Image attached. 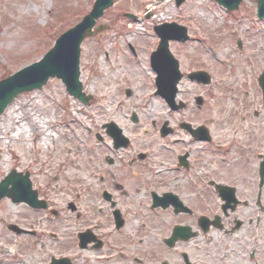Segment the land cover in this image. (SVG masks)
<instances>
[{
	"label": "flooded vegetation",
	"instance_id": "1",
	"mask_svg": "<svg viewBox=\"0 0 264 264\" xmlns=\"http://www.w3.org/2000/svg\"><path fill=\"white\" fill-rule=\"evenodd\" d=\"M128 105L89 118L30 177L40 203L11 207L25 231L13 242L39 244L40 264H264V130L255 140L234 109L215 121L204 108L159 109L148 121Z\"/></svg>",
	"mask_w": 264,
	"mask_h": 264
},
{
	"label": "rangeland",
	"instance_id": "2",
	"mask_svg": "<svg viewBox=\"0 0 264 264\" xmlns=\"http://www.w3.org/2000/svg\"><path fill=\"white\" fill-rule=\"evenodd\" d=\"M112 1L111 7L97 20V26L104 27L103 31L81 45L80 80L83 91L92 95L95 103L89 108L71 101L58 80L48 81L40 91L17 97L0 117V181L13 168L20 172L33 168L37 174H33L35 179L32 177L38 180L42 164L44 168L53 164L55 156L52 154H60L68 146L67 140L70 141L73 134L67 124L50 149L46 148L47 141L35 140L30 130L33 125L40 128L42 121L41 130H44L45 124L56 119L71 120L72 116H66L75 108L85 111L73 115L87 125L88 122L83 121L85 114L111 106L116 98L123 97L118 92L126 87L133 92L131 100L144 118L154 111L162 113L159 101L153 99L152 85L142 73L148 74L147 70L143 72L147 67V53L150 54L157 46L152 27L164 22L185 26L195 39L188 44H170V51L180 63L179 69L183 73L203 69L212 79L208 88L200 90L183 82L179 97L190 101L194 94L200 93L204 98L201 114H207L206 117L214 121L217 111L221 119H225L223 112L236 110L238 122L241 123L244 117L254 129V139L259 140L264 130V107L261 106L256 82L264 73V21L258 22L254 18L255 0H244L238 11L230 14L211 0H185L179 8L175 7L174 0ZM93 2L0 0V80L37 62L61 33L89 12ZM152 8L156 10L150 14L148 10ZM127 15L133 17L129 19ZM237 41L242 44L240 50L236 47ZM128 44L138 52L135 64L128 62L131 61ZM207 45L210 48H206ZM242 73L245 77L241 76ZM253 78V82L247 83ZM254 113H258L256 118ZM40 114L47 117L42 120ZM92 115L99 120L98 114ZM100 118L107 119L104 114ZM25 126L30 129L29 133L23 132ZM16 128L21 132L15 136ZM77 133L83 135V126ZM11 207L22 206H12L7 199L0 203V264H40L39 244L35 250L27 251L21 241L13 242L6 228L11 224Z\"/></svg>",
	"mask_w": 264,
	"mask_h": 264
},
{
	"label": "water",
	"instance_id": "3",
	"mask_svg": "<svg viewBox=\"0 0 264 264\" xmlns=\"http://www.w3.org/2000/svg\"><path fill=\"white\" fill-rule=\"evenodd\" d=\"M182 0H178L180 3ZM218 3L227 7L228 10L237 8L239 1L241 0H216ZM111 4V0H96L92 11L87 15L75 28L67 31L63 34L55 43L54 47L43 57V59L36 64H33L16 74L9 76V78L0 82V114L4 107L19 93L24 91H31L33 89H39L45 83L49 77H56L62 80L66 85L67 91L70 95L78 97L83 100V96L80 95L81 85L78 82V57H79V45L81 41L87 36H93L91 32L92 27L95 24V19L102 15V12ZM258 15L264 17V1H260L258 4ZM98 31V30H97ZM183 29H176V31L160 30L158 34L161 36V45L158 48L160 54H167L166 40L168 38H178L183 36ZM156 61H152L153 67L161 66L165 61L169 64L170 79L167 82L159 83L161 91L164 87L169 96L173 99L176 92L175 85L178 82L180 76L177 73V64L171 58L163 59L162 57L153 58ZM172 73V74H171ZM198 78L204 83L208 82V78L204 73H197L192 75ZM264 89V86H263ZM11 174H9L0 184V197L3 194L11 197V191L7 190V186L11 184ZM18 185V184H17ZM21 187L24 186L21 183Z\"/></svg>",
	"mask_w": 264,
	"mask_h": 264
},
{
	"label": "bare ground",
	"instance_id": "4",
	"mask_svg": "<svg viewBox=\"0 0 264 264\" xmlns=\"http://www.w3.org/2000/svg\"><path fill=\"white\" fill-rule=\"evenodd\" d=\"M155 10H156L155 8H154V9L152 8V9L150 10V12H155ZM16 118H17V117H15V120H16ZM18 121H20V120H18ZM16 122H17V121H16ZM23 122H24V121H23ZM43 122H44V121L41 122V124H40L41 126L43 125ZM24 123H25V125L27 124V122H24ZM15 130H16V132H15V133H16L15 136L17 135V133L21 132V130L19 131L18 128H16ZM17 130H18V131H17ZM22 130H23V132H25V133H26V132L29 133V130H30V129H29L28 127L25 126ZM35 130H36V129H33V127H32L31 130H30L31 134H33V133L35 132Z\"/></svg>",
	"mask_w": 264,
	"mask_h": 264
}]
</instances>
